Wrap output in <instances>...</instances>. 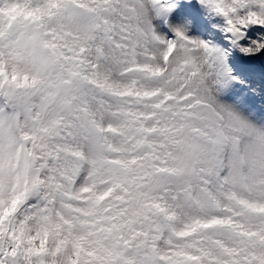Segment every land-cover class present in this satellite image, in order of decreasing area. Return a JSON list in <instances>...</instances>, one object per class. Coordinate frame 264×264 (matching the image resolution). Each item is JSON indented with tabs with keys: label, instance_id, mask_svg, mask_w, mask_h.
I'll return each mask as SVG.
<instances>
[{
	"label": "snow or ice",
	"instance_id": "6c2138e0",
	"mask_svg": "<svg viewBox=\"0 0 264 264\" xmlns=\"http://www.w3.org/2000/svg\"><path fill=\"white\" fill-rule=\"evenodd\" d=\"M262 58L264 0H0V264H264Z\"/></svg>",
	"mask_w": 264,
	"mask_h": 264
},
{
	"label": "rangeland",
	"instance_id": "374dc122",
	"mask_svg": "<svg viewBox=\"0 0 264 264\" xmlns=\"http://www.w3.org/2000/svg\"><path fill=\"white\" fill-rule=\"evenodd\" d=\"M206 14L208 13V12H205ZM209 14V27L211 28V26L213 25V24H215L216 22H220V23H222V18H220V17H218V16H214L213 14H211V13H208ZM219 31V29H216V28H212V32L213 33H216V32H218ZM212 37L209 35V37H208V39H211ZM255 63L256 64H258V65H261V64H264V58H262L261 60H258V61H255Z\"/></svg>",
	"mask_w": 264,
	"mask_h": 264
}]
</instances>
